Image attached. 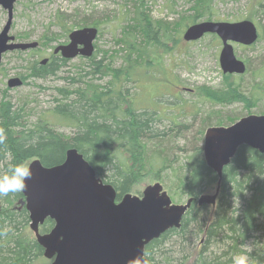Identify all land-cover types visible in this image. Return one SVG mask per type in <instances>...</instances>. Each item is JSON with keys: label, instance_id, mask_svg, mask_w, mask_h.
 Here are the masks:
<instances>
[{"label": "trees", "instance_id": "trees-1", "mask_svg": "<svg viewBox=\"0 0 264 264\" xmlns=\"http://www.w3.org/2000/svg\"><path fill=\"white\" fill-rule=\"evenodd\" d=\"M136 11L125 25L124 39L133 38L135 33L141 35L155 51L152 61L138 62L137 59H142V50L134 48L133 42L126 44L124 65L119 68L107 67L106 71L93 53L86 58L95 69L86 72L91 74L88 78L91 80L72 91L61 89V100L43 112L45 114H39L30 125L26 123L24 108L1 99L0 129L4 130L6 140L0 144V175L13 164L26 163L34 157L46 166L58 164L64 160L66 150L74 147L104 182L113 185L119 199L126 192L140 193L134 190V186L143 177L161 179L158 174L162 171L168 175L167 169L175 170L161 154L168 145L170 133L165 128L160 129V118L155 110L138 105L132 99L135 94L128 93L124 86L125 82L138 83L140 77H146L144 74L153 67L163 69L159 54L172 49L166 41L172 38L169 37L168 24L153 19L143 7V2ZM202 11L196 7L188 23H193L195 18L206 12L212 15L210 9ZM64 27L62 23L61 28ZM68 31L65 28V36ZM174 40L177 39L170 41ZM134 51L138 54L136 57H133ZM66 61L51 53L46 63L34 60L27 66L29 76L43 78L53 75ZM263 67L260 69L264 70ZM107 72L110 78L104 85L91 84L95 73L103 77ZM21 79L24 80L23 76ZM233 83L214 90L199 87L196 95L214 104L242 103L246 109L260 101L263 106L261 113H264V86L253 85L254 88L246 91L237 85L239 82ZM215 116V125L229 124L237 119L223 120L221 115ZM58 124L71 125L75 129L66 135L55 128ZM150 145L158 146L160 152L149 154ZM262 163V154L241 145L223 168L217 182L216 173L203 159L201 146L194 148L186 158L184 171L179 170L169 191L173 202L193 197L191 204L180 228L168 229L145 245L146 264H234L235 257L242 254L249 256L251 264H264ZM217 183L215 204L197 206V196L205 189L216 188ZM22 197L21 192L0 196V264H35L44 260L41 246L27 229L28 213L19 203ZM52 226L53 220L46 218L39 225V231L48 232Z\"/></svg>", "mask_w": 264, "mask_h": 264}, {"label": "rangeland", "instance_id": "rangeland-1", "mask_svg": "<svg viewBox=\"0 0 264 264\" xmlns=\"http://www.w3.org/2000/svg\"><path fill=\"white\" fill-rule=\"evenodd\" d=\"M142 2L153 19L168 24L169 37L177 40H166L167 46L172 49L168 53L159 54V63L163 65V69L153 67L144 74L146 77H140L138 83L125 82L124 86L128 88V93L135 94L132 99L138 105L155 110L160 118V129L165 128L170 133L167 138L168 145L161 154L170 161L175 170L167 169L168 175L162 171L158 174L161 179L143 177L134 186V190L140 193L133 194L140 195L147 184L159 181L170 195L171 183L179 170L184 171L186 158L191 151L202 145L205 129L216 122L215 114L228 120L249 113L260 114L263 110L260 101L246 109L242 103L214 104L196 94L199 87L214 90L223 88L225 84H234L233 82H239L237 85L246 91L254 88L253 85L264 86V70L260 69L264 65V0H15L9 34L14 35L18 41L36 40L40 44L37 51L14 50L2 55L0 101L5 99L15 107L24 108L26 123L30 125L39 114L48 111L61 100V89L72 91L76 87L85 86L91 80L88 79L91 74L86 72L95 69L91 68L86 58L80 56L67 60L53 75L43 78L29 76L27 66L34 60L49 58L56 45L68 41L69 31L65 36V28L71 30L96 23L98 35L94 40L95 60H101L106 71L107 67L119 68L124 65V48L130 42H133L134 48L136 46L142 50V59H137L138 62L155 59V51L138 33L133 38L124 39L125 25L136 15ZM196 7L203 11L210 9L212 15L206 12L202 17L195 18L194 22H234L250 19L255 23L259 32L258 41L248 48L234 44L236 55L247 64L248 70L244 75L229 77L221 72L218 62L221 41L215 34H206L191 42L181 38L190 24L189 18L195 14ZM6 20L7 11L0 5V31ZM62 23L65 24L64 28H61ZM44 42L47 43L46 46L43 45ZM137 55L134 51L133 57ZM105 74L102 77L95 73L91 84L104 85L110 78L108 72ZM14 76H23V84L7 87V80ZM55 128L66 135L72 134L75 129L65 124H58ZM171 134H176L174 137L177 138ZM157 148L158 146L154 148V145H150L149 154L160 152L161 149ZM213 191V188H208L203 193ZM184 201L185 199L176 203ZM27 229L31 231L28 225Z\"/></svg>", "mask_w": 264, "mask_h": 264}, {"label": "water", "instance_id": "water-1", "mask_svg": "<svg viewBox=\"0 0 264 264\" xmlns=\"http://www.w3.org/2000/svg\"><path fill=\"white\" fill-rule=\"evenodd\" d=\"M14 2L0 0L7 10V20L0 31V60L6 51L38 45L37 41L13 42L14 36L8 34ZM206 33L215 34L221 41L218 62L222 72L244 73L246 65L236 56L232 43L245 46L255 43L258 38L255 24L248 19L205 20L186 27L182 38L194 41ZM96 36L94 26L73 29L68 33V42L56 46L53 52L64 59L89 57ZM21 84L19 77L7 81L9 88ZM241 145L258 150L263 155L264 168V114H248L230 125L209 126L205 130L203 158L216 173L218 182L223 168ZM28 164L32 177L26 181L19 202L28 212L29 228L43 256L49 260L36 264H146L145 245L168 229H178L193 199L172 203L162 185L154 182L143 188L141 196L127 192L116 200L113 185L96 176L94 168L74 147L66 150L64 160L58 164L46 166L39 158ZM216 195L217 188L212 194L198 195L195 202L198 206L214 204ZM46 218L53 220V227L40 233L39 224Z\"/></svg>", "mask_w": 264, "mask_h": 264}, {"label": "clouds", "instance_id": "clouds-1", "mask_svg": "<svg viewBox=\"0 0 264 264\" xmlns=\"http://www.w3.org/2000/svg\"><path fill=\"white\" fill-rule=\"evenodd\" d=\"M6 136L3 129H0V144H3ZM32 170L29 164L17 162L8 171L0 175V196H7L9 193H20L27 187L26 181L31 179ZM234 264H251L249 256L238 255L234 259Z\"/></svg>", "mask_w": 264, "mask_h": 264}, {"label": "flooded vegetation", "instance_id": "flooded-vegetation-1", "mask_svg": "<svg viewBox=\"0 0 264 264\" xmlns=\"http://www.w3.org/2000/svg\"><path fill=\"white\" fill-rule=\"evenodd\" d=\"M47 62V61H46Z\"/></svg>", "mask_w": 264, "mask_h": 264}]
</instances>
